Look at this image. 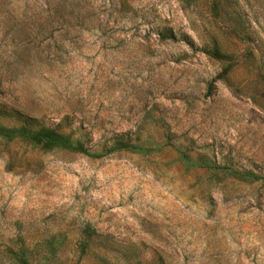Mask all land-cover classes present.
<instances>
[{"label":"rangeland","instance_id":"1","mask_svg":"<svg viewBox=\"0 0 264 264\" xmlns=\"http://www.w3.org/2000/svg\"><path fill=\"white\" fill-rule=\"evenodd\" d=\"M0 264H264V0H0Z\"/></svg>","mask_w":264,"mask_h":264},{"label":"trees","instance_id":"2","mask_svg":"<svg viewBox=\"0 0 264 264\" xmlns=\"http://www.w3.org/2000/svg\"><path fill=\"white\" fill-rule=\"evenodd\" d=\"M213 54L218 57L221 56L217 51H214ZM17 131L20 135L27 136L32 142L45 148L57 147L74 149L82 152L85 151L83 145L80 142H73L67 135L57 131L54 127H50L48 125L33 127L27 124H23L18 128ZM5 133H7L6 130ZM117 147L125 148L128 147V144L121 142Z\"/></svg>","mask_w":264,"mask_h":264}]
</instances>
